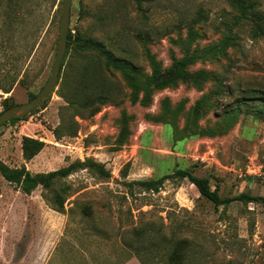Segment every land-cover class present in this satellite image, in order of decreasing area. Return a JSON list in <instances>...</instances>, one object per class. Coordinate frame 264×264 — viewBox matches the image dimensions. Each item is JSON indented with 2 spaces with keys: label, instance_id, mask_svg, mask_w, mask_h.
Wrapping results in <instances>:
<instances>
[{
  "label": "rangeland",
  "instance_id": "1",
  "mask_svg": "<svg viewBox=\"0 0 264 264\" xmlns=\"http://www.w3.org/2000/svg\"><path fill=\"white\" fill-rule=\"evenodd\" d=\"M253 1L264 15V0ZM61 3L31 1L33 13L13 19L0 0V112L26 103L46 83ZM245 17L228 0H72L68 31L129 56L146 76L148 55L166 69L186 52L229 43L187 67L202 77L154 92L145 107L131 103L118 71H100L110 101L93 117L87 110L75 116L74 137L62 131L56 139L65 106L58 94L62 72L72 82L78 65L66 47L57 87L30 114L0 127V161L35 174L90 160L111 177L83 168L58 181L52 190L66 188L68 194L59 213L44 199L48 190L37 187L26 195L0 175V264H163L178 241L186 242L185 264H264V120L258 106L230 90L264 91V34L253 38ZM164 99L175 119L154 122L150 116L162 112ZM23 137L44 143L27 162ZM176 169L208 178L221 198L245 194L258 200L216 207L187 179L165 180L157 192L133 183ZM86 206L88 218L80 214Z\"/></svg>",
  "mask_w": 264,
  "mask_h": 264
},
{
  "label": "trees",
  "instance_id": "2",
  "mask_svg": "<svg viewBox=\"0 0 264 264\" xmlns=\"http://www.w3.org/2000/svg\"><path fill=\"white\" fill-rule=\"evenodd\" d=\"M7 10V16L13 19L30 16L33 13L28 10V5L31 1H38L41 3L44 0H3ZM56 0H51L55 5ZM231 8L241 12L248 13L247 18L250 21L253 38L262 36L264 34V15L256 10V2L253 0H228ZM28 4V5H27ZM135 39H142L141 34L134 36ZM229 43L221 42L218 45L208 46L201 51L188 52L179 59L174 60L170 67L162 69L161 65L154 56L148 55L151 73L146 76L141 70L139 71L131 61L129 56H118L110 50L104 43L98 41L91 36H86L79 32L74 34L71 31L67 33V51L70 52V58L75 59L78 65L74 68L72 82L67 80V72H62V78L59 83L58 94L65 102L60 110L61 123L60 126L53 132L56 139H59L62 131L68 137H74L77 132V122L74 120L75 116H81L82 112L88 111L87 116L93 117L101 108L106 105L111 96L108 92L109 84L103 85L106 78L100 71H118L125 80L128 88L131 90L129 99L131 103L139 102V105L148 106L151 102V97L154 92L177 85L178 83H186L196 81L203 76L202 72L190 73L187 67L198 60H203L207 56H214L216 53H222L224 48ZM124 55L126 53L122 52ZM100 73V74H99ZM228 81V79L226 80ZM108 89H107V88ZM235 92L237 98L244 97L251 101V105L258 106V114L264 120V91L260 89H245L242 92H237L233 87L230 89ZM10 89L4 93H9ZM248 94H246V93ZM141 95V97H140ZM35 95L30 94V99ZM29 99V100H30ZM169 102L164 99L162 101V112L156 116H150L154 122H166L169 119H175L176 111L168 109ZM13 105H5L3 110L8 109ZM200 104H197L193 109V117H198L200 114ZM65 113H68L65 114ZM21 119H10L3 125L8 123H15ZM124 122V121H123ZM126 125V126H125ZM123 130H128L125 123ZM0 126V127H1ZM124 139L123 133L120 134L119 142ZM44 147V143L34 138L23 137L21 140V152L24 161H30L34 158ZM88 168L93 170L96 174L104 179H109L110 173L103 165L86 161H73L68 165L47 173L32 174L26 169L24 165L19 168H10L2 161H0V175L9 184L15 185L20 191L29 195L37 187H42L50 193L44 199L50 205V208L56 212H64V202L66 200V188H60L59 191H54L52 188L58 181L67 178L77 170ZM168 179H187L199 193V196L206 201L212 203L214 206L227 205L233 201H240L243 203H250L257 201V198H252L245 194H240L233 198H221L218 194V189L215 187L211 189L208 178L195 176L192 171L187 169H176L171 174L165 175L158 179H149L133 182L140 186L145 191L157 192L161 188L165 180ZM131 185V184H130ZM80 214L83 217H90L89 207H82ZM72 215V214H70ZM186 246L185 241L172 242L169 250L165 255L163 264H185V256L183 249Z\"/></svg>",
  "mask_w": 264,
  "mask_h": 264
},
{
  "label": "water",
  "instance_id": "3",
  "mask_svg": "<svg viewBox=\"0 0 264 264\" xmlns=\"http://www.w3.org/2000/svg\"><path fill=\"white\" fill-rule=\"evenodd\" d=\"M72 0H62L59 38L57 50L52 63L49 77L41 90L30 100L23 104H16L0 112V126L10 119H22L30 112L37 108L47 95H49L59 83V74L62 68L63 58L67 47V33L69 29L70 11Z\"/></svg>",
  "mask_w": 264,
  "mask_h": 264
}]
</instances>
